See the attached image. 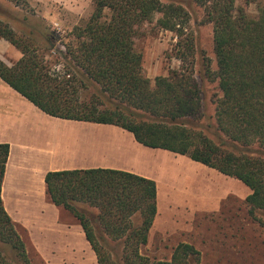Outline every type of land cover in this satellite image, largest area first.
<instances>
[{"label": "trees", "instance_id": "16d2710c", "mask_svg": "<svg viewBox=\"0 0 264 264\" xmlns=\"http://www.w3.org/2000/svg\"><path fill=\"white\" fill-rule=\"evenodd\" d=\"M93 2L92 15L73 28L65 48L56 46L49 30L43 33L47 47L64 59L63 70L46 58L48 48L0 19V37L23 54L12 66L0 58V77L49 115L120 126L145 146L187 155L241 180L252 190L246 198L250 214L264 225V0L255 16L237 8L236 0H196L214 27L217 67L207 62L204 73L222 93L216 100L217 139L197 124L202 89L191 62L196 45L186 32V8L161 0ZM156 12L162 14V27L178 36L183 64L157 76L152 86L134 39ZM9 153L10 144L0 143V264H33L1 194ZM45 182L51 201L82 225L98 264H200V250L186 241L174 247L170 260L142 252L158 213L156 180L90 167L51 170Z\"/></svg>", "mask_w": 264, "mask_h": 264}, {"label": "rangeland", "instance_id": "374dc122", "mask_svg": "<svg viewBox=\"0 0 264 264\" xmlns=\"http://www.w3.org/2000/svg\"><path fill=\"white\" fill-rule=\"evenodd\" d=\"M27 1L26 6H17L11 1L0 0V19L9 23L19 36L32 38L43 49L48 48L43 39L45 30H49L48 32L54 37L53 41L58 48H65L73 28L83 24L94 11L93 0ZM161 1L163 3L171 1L180 3L190 14L186 32L192 33L195 38L196 50L194 58L191 57V62L194 64L195 76L202 89V114L197 124L199 128L204 129L207 135L217 139L216 100L222 93L218 82L211 81L204 73L207 62L211 61L213 69L217 67L213 24L205 21V9L197 4L196 0ZM262 1L236 0V6L237 8H244L250 15L255 16L258 14V3ZM178 40L175 32L162 27V14L158 12L154 14L151 20H147L138 28L134 42L137 50L142 54L143 74L150 80L152 86L155 85L157 76L167 75L170 70L178 69L183 64L177 57ZM0 41L3 42H0L1 59L12 66L23 54L8 40L0 37ZM44 52L47 54L46 58L52 62L53 68L64 69L65 61L57 50L48 48ZM94 124L96 123L80 126L67 125L62 129L68 134H72L74 138L82 140L94 138L105 143V139L118 138V133L115 134L116 132L111 129L112 126L103 124L105 126L102 128ZM107 127H110L114 132H111ZM252 150L260 151L258 146H254ZM136 151L139 152L138 156ZM125 152L122 156L134 158L132 155L135 154V158L141 159V162L151 164L154 168L163 167L167 172L174 173L175 176L171 174L169 176L165 173L163 174L164 178L159 180L160 187L158 189L160 188L162 194L167 189L170 190V193L171 191L174 192L171 189L174 183L178 184L179 181L183 180L189 181L191 187L184 194L187 196L189 206L202 204V200L195 197L193 193L195 191V194L200 197L207 195L206 190H204L206 184H209L211 191H213L210 196H215L224 186L223 179L218 175L220 171L217 170L218 174L211 173L208 175L205 169L201 170L194 167L185 157L176 159L163 149L140 146L136 150L131 148ZM86 154L87 157H85ZM93 156L94 151H79L75 158L58 159L57 162L61 164L73 162L77 165H85L98 159ZM96 161L100 162L99 159ZM223 176L225 175L223 174ZM237 186L239 187L238 184ZM248 190L250 194L252 190L242 184V193L245 194ZM246 197L247 195L239 196L233 193L224 199L219 209L197 212L194 217H191L192 214H188L190 211L185 206L172 208L173 213L181 215L187 213L188 215L181 216V218L180 216L176 217L180 225L169 219L162 226L174 230L179 225L178 231L168 235L167 240H161V237L157 235L150 245L142 248V252L151 258L170 260L174 247L179 242L186 241L193 243L200 250V264H264V225L250 214ZM162 201L161 197V209L164 208ZM66 214L68 215L67 212ZM21 231L26 239L25 231L23 229ZM28 250L33 264H47L46 258L39 256L31 246H28ZM57 259L60 260V258H52L54 264H63ZM65 259L69 260L70 258ZM80 259L79 261V258H71L67 264H98L96 253Z\"/></svg>", "mask_w": 264, "mask_h": 264}, {"label": "crops", "instance_id": "0c3cea01", "mask_svg": "<svg viewBox=\"0 0 264 264\" xmlns=\"http://www.w3.org/2000/svg\"><path fill=\"white\" fill-rule=\"evenodd\" d=\"M91 123L94 122L64 119L47 114L0 77V143L10 144L2 184L3 203L12 219L25 231L28 246L35 249L39 256L46 258L47 264H54L52 258H60L57 259L58 262L67 264L71 258H79L80 261V258L95 253L79 221L49 198L45 182L48 171L90 167L122 169L156 180L157 187H160L159 180L164 178L163 174L175 176L163 167L154 168L151 164L141 162V159L135 158V154L132 155L135 159L122 156L127 149L136 150L145 145L138 142L132 132L120 126L107 124L112 126L111 129L116 132L115 134L118 133V138L105 139V143L94 138L86 140L74 138L72 134L62 129L67 125L80 126ZM94 125L102 128L105 126L102 123ZM107 128L114 132L110 127ZM163 150L176 159L185 157L194 167L205 169L208 175L219 173L217 169L193 160L187 155ZM79 151H94L93 157L98 158L100 162H95L98 159L85 165L57 162L58 159L75 158ZM136 152L138 156L139 152ZM220 173L218 175L223 179L224 186L215 196H210L213 191L209 184L205 185L204 190L207 192L205 196H197L194 191L193 195L202 200L200 205L187 204L188 199L184 194L191 187V183L187 180L174 183L171 187L174 192L171 193L167 189L162 194L159 188L158 213L149 232V242L146 246L150 245L157 235L161 240H167L168 235L175 234L180 225L176 217L181 218L188 214L194 217L197 212H206L207 209L217 210L222 206L224 199L233 193L239 196L249 195V190L245 194L242 193L244 183L241 180ZM161 197L164 203L163 209L160 208ZM183 206L190 211L188 214L181 215L171 211L174 207ZM169 219L179 223L176 229L171 230L162 226Z\"/></svg>", "mask_w": 264, "mask_h": 264}]
</instances>
